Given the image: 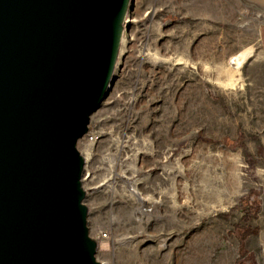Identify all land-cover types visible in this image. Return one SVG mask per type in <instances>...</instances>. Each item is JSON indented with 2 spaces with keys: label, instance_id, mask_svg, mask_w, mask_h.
Returning a JSON list of instances; mask_svg holds the SVG:
<instances>
[{
  "label": "rangeland",
  "instance_id": "obj_1",
  "mask_svg": "<svg viewBox=\"0 0 264 264\" xmlns=\"http://www.w3.org/2000/svg\"><path fill=\"white\" fill-rule=\"evenodd\" d=\"M236 1L132 0L77 145L101 264H264V0Z\"/></svg>",
  "mask_w": 264,
  "mask_h": 264
},
{
  "label": "water",
  "instance_id": "obj_2",
  "mask_svg": "<svg viewBox=\"0 0 264 264\" xmlns=\"http://www.w3.org/2000/svg\"><path fill=\"white\" fill-rule=\"evenodd\" d=\"M132 0H0V264H101L78 142Z\"/></svg>",
  "mask_w": 264,
  "mask_h": 264
},
{
  "label": "crops",
  "instance_id": "obj_3",
  "mask_svg": "<svg viewBox=\"0 0 264 264\" xmlns=\"http://www.w3.org/2000/svg\"><path fill=\"white\" fill-rule=\"evenodd\" d=\"M239 2H242V4H244V6L246 7V2L248 3V4H254V3H256V2H261V0H239ZM238 1H236V3H239ZM260 4V3H259ZM258 42L260 43V46H261V50L263 51V53H264V24L261 26V28L259 29V33H258ZM246 48H244L243 50H240V52L238 53V54H236V56L237 55H239V54H241V53H244V52H246V50H245ZM249 58V57H248ZM244 62H246V60L244 61ZM244 62H243V64H244ZM242 64V65H243ZM241 65V66H242Z\"/></svg>",
  "mask_w": 264,
  "mask_h": 264
},
{
  "label": "bare ground",
  "instance_id": "obj_4",
  "mask_svg": "<svg viewBox=\"0 0 264 264\" xmlns=\"http://www.w3.org/2000/svg\"><path fill=\"white\" fill-rule=\"evenodd\" d=\"M250 53H251L250 51H246L244 53H241V54L235 56L233 58V61H234L233 64H235L237 68L241 67V65L243 64V62L246 59H248V57L250 56Z\"/></svg>",
  "mask_w": 264,
  "mask_h": 264
},
{
  "label": "built area",
  "instance_id": "obj_5",
  "mask_svg": "<svg viewBox=\"0 0 264 264\" xmlns=\"http://www.w3.org/2000/svg\"><path fill=\"white\" fill-rule=\"evenodd\" d=\"M102 237H103V238H105V237H106V235H102Z\"/></svg>",
  "mask_w": 264,
  "mask_h": 264
}]
</instances>
